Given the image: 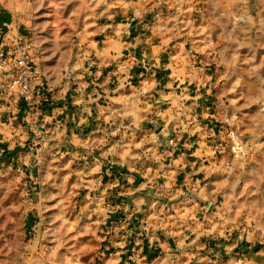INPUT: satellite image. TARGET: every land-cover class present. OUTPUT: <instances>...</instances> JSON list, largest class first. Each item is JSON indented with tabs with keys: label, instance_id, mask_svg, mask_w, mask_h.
Here are the masks:
<instances>
[{
	"label": "crops",
	"instance_id": "crops-1",
	"mask_svg": "<svg viewBox=\"0 0 264 264\" xmlns=\"http://www.w3.org/2000/svg\"><path fill=\"white\" fill-rule=\"evenodd\" d=\"M200 2L0 0V32L30 29L39 54L48 103L34 118L62 124L48 147L35 143L24 102L13 96L0 129L7 162L0 180L21 165L28 224L40 236L27 240L24 261L94 264L101 250L116 246L123 264L132 244L145 262L167 246L182 249L180 264H264V157L249 158L245 173L215 171L216 112L195 61L207 58L205 46L214 47L197 22ZM160 132L177 139L174 153L167 152L168 141L157 142ZM237 174L244 180L238 186ZM67 179L70 194L63 198ZM45 181L52 186H42ZM222 197L240 205L229 209L231 228L241 211L253 220L245 243L254 251L226 240L201 206ZM84 224L92 228L82 232ZM114 226L118 236L108 230Z\"/></svg>",
	"mask_w": 264,
	"mask_h": 264
},
{
	"label": "rangeland",
	"instance_id": "rangeland-1",
	"mask_svg": "<svg viewBox=\"0 0 264 264\" xmlns=\"http://www.w3.org/2000/svg\"><path fill=\"white\" fill-rule=\"evenodd\" d=\"M199 5L198 25L206 34L204 38H211L214 46H205L209 50L207 58L201 59L200 67L204 68L206 74L213 72L216 78L215 82H211L213 93L211 88L207 94L209 96H205L213 101L216 112L211 121L213 135L217 139L213 151L217 154L215 159L220 160L216 163V175L223 177L235 172L245 173L253 162H247L249 158L259 161L264 157V0H202ZM191 7V4L186 6L187 13H190ZM206 40L208 39H204V42ZM58 167L60 164L55 168ZM10 173L0 180V264H31L36 260H23L29 256L27 242L40 237L39 231L36 226L29 225L30 221L26 219L27 214L29 217L31 215L27 211L31 203L25 200L26 191L21 189L25 173H22V169L21 172ZM239 174L237 186L244 181L239 178ZM43 185L46 188L52 186L46 181ZM45 187L44 194L47 196L49 189ZM61 187L64 189L63 198L69 196L71 182L67 179L62 182ZM49 198L52 200L54 195ZM225 201L222 197V200L210 199L201 204L206 208V213L213 215L209 217L213 218L218 230L231 228L226 223L229 209L234 210L236 204L240 207L234 199ZM209 202L212 203V208L207 210ZM64 204L65 210L71 207L66 206L70 203ZM78 214L82 215L79 212ZM239 214V223L231 228L233 231L244 225L249 229L248 224H253L251 218L247 219L245 211ZM91 228L85 224L80 227L82 232ZM110 229L115 231L112 236L121 234L115 226L108 230ZM86 234L88 233L83 235ZM45 238L47 236L41 239ZM150 245L151 243L148 244ZM162 247L157 249L164 250L162 257L157 255L156 250L153 259L145 262L134 245L129 244L123 264H167L171 252L177 250L179 255L175 264H180L183 256L181 248ZM249 248L254 251L251 246ZM51 249L52 244H47L45 250ZM117 250L116 246H108L104 253L101 250L94 257V264H117Z\"/></svg>",
	"mask_w": 264,
	"mask_h": 264
},
{
	"label": "built area",
	"instance_id": "built-area-1",
	"mask_svg": "<svg viewBox=\"0 0 264 264\" xmlns=\"http://www.w3.org/2000/svg\"><path fill=\"white\" fill-rule=\"evenodd\" d=\"M128 26L131 25V21H127ZM197 63L201 60L196 59ZM122 66V63H119ZM212 66V65H211ZM205 73V70H203ZM206 74V73H205ZM207 79H204L200 84L204 89L210 90L212 88V81H216L213 72L206 74ZM177 79V78H176ZM214 87V86H213ZM47 86L44 82L43 68L40 63L39 54L36 50L34 43L32 31L25 28L22 25H15L8 31L0 32V129L4 124L3 119H5L8 108L10 107V101L13 96L21 98L24 102V107L26 109V122L29 126L30 131L35 137V143L46 144V147L50 145V139L53 134L54 127L61 126V121L56 120L54 127L47 125L44 121H39L34 118V112L42 110L41 105L48 100L46 94ZM214 88H212V93ZM29 117V118H28ZM2 132L0 131V166L5 167L7 162H5L3 153V143H2ZM48 136V139L46 140ZM177 147V139L174 136L168 139L167 152L173 153ZM39 151H37L35 164L38 165L42 161V152L44 148L38 146ZM228 165V162H226ZM17 172H21V165L16 168ZM100 201V198H97ZM102 205L108 209L112 210L113 205L109 201H102ZM212 208V203L209 202V208ZM26 219L30 221V217L26 216ZM248 227L245 225L241 228L233 231L231 228H225L223 230L226 240L233 239L235 244H239L242 248H249V244L245 243L246 233ZM110 251V250H109ZM164 250L160 248L157 250V255L162 257ZM179 255V251H173L170 254V260L167 264H175V260ZM158 262L154 263L157 264Z\"/></svg>",
	"mask_w": 264,
	"mask_h": 264
},
{
	"label": "water",
	"instance_id": "water-1",
	"mask_svg": "<svg viewBox=\"0 0 264 264\" xmlns=\"http://www.w3.org/2000/svg\"><path fill=\"white\" fill-rule=\"evenodd\" d=\"M168 137L170 138L171 136L169 135H165L163 134V132H160L157 137H156V140L157 142L161 143V144H164L166 141H168Z\"/></svg>",
	"mask_w": 264,
	"mask_h": 264
},
{
	"label": "trees",
	"instance_id": "trees-1",
	"mask_svg": "<svg viewBox=\"0 0 264 264\" xmlns=\"http://www.w3.org/2000/svg\"><path fill=\"white\" fill-rule=\"evenodd\" d=\"M47 103H48V101L44 102V103L41 105V107H42V108H46V106H47L46 104H47Z\"/></svg>",
	"mask_w": 264,
	"mask_h": 264
}]
</instances>
